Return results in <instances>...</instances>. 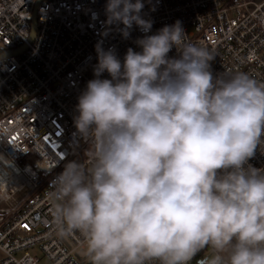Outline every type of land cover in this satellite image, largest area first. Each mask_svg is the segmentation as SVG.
Wrapping results in <instances>:
<instances>
[{
    "label": "clouds",
    "instance_id": "9594fccd",
    "mask_svg": "<svg viewBox=\"0 0 264 264\" xmlns=\"http://www.w3.org/2000/svg\"><path fill=\"white\" fill-rule=\"evenodd\" d=\"M144 7L106 0V25L145 35L123 61L96 45L73 118L90 166L71 160L50 182L53 223L83 235L90 264H189L205 248L208 264H264V168L249 163L264 145V83L214 74L179 20L149 35ZM0 163L4 183L13 162Z\"/></svg>",
    "mask_w": 264,
    "mask_h": 264
},
{
    "label": "built area",
    "instance_id": "2783aa9c",
    "mask_svg": "<svg viewBox=\"0 0 264 264\" xmlns=\"http://www.w3.org/2000/svg\"><path fill=\"white\" fill-rule=\"evenodd\" d=\"M36 2L0 0V51L27 44L16 55L0 56V159L13 162L12 179L3 183L4 190L0 185V201L10 202L0 208L1 263L40 264L45 257L50 264H90L83 235L53 223L50 182L71 160L90 166L91 146L79 138L73 118L78 96L94 78L97 43L114 48L123 61L129 47L141 51L135 41L145 33L133 25L124 38L115 25H106V0H41L29 42ZM230 2L144 0L142 15L153 22L149 35L181 21L188 40L215 56L214 74L243 72L264 83V0H235L244 10L253 3L241 11L243 19L228 9ZM177 55L175 48L169 53ZM102 78L110 77L105 72ZM249 163L264 168V145ZM36 248L41 254L32 253ZM210 256L197 264H208Z\"/></svg>",
    "mask_w": 264,
    "mask_h": 264
},
{
    "label": "rangeland",
    "instance_id": "374dc122",
    "mask_svg": "<svg viewBox=\"0 0 264 264\" xmlns=\"http://www.w3.org/2000/svg\"><path fill=\"white\" fill-rule=\"evenodd\" d=\"M260 1V0H259ZM253 3H249V2H247V9H243V8H240L237 4H236V2H235V0H231V2H230V4L228 5V9H232L233 11H237L238 13H239V17H241L242 19H243V14H242V12L241 11H243L244 13H246L247 12V10H248V7L249 6H251ZM252 16V15H251ZM238 17V18H239ZM253 17V19H255V18H258V16L257 15H254V16H252ZM251 35L253 34V33H250ZM261 34V36L262 37H264V34H262V33H260ZM247 46L248 47H252L253 46V44L251 45V44H247ZM4 206H10V202H5V201H0V208H3ZM32 253H36V254H41V251L39 250V249H34V250H32ZM208 253H206V255H207ZM204 255H205V253H204ZM203 254H201V255H199V256H197V258L191 263V264H197L200 260H201V257L202 256H204ZM3 257H4V255H3ZM2 257V258H3ZM40 264H50V261L47 259V258H45V257H43L42 258V260H41V262H40Z\"/></svg>",
    "mask_w": 264,
    "mask_h": 264
},
{
    "label": "water",
    "instance_id": "95a60500",
    "mask_svg": "<svg viewBox=\"0 0 264 264\" xmlns=\"http://www.w3.org/2000/svg\"><path fill=\"white\" fill-rule=\"evenodd\" d=\"M41 0H37L36 4H35V8H34V12H33V18H32V27H31V34L30 37L28 39L29 42H32L35 38L36 35V31H37V9H38V5L39 2ZM27 48V44H23L19 49L14 50V51H8V52H1L0 51V56H10V55H16L22 51H24Z\"/></svg>",
    "mask_w": 264,
    "mask_h": 264
},
{
    "label": "crops",
    "instance_id": "0c3cea01",
    "mask_svg": "<svg viewBox=\"0 0 264 264\" xmlns=\"http://www.w3.org/2000/svg\"><path fill=\"white\" fill-rule=\"evenodd\" d=\"M206 253H208V254L206 255ZM211 254H212V250L209 249L208 251L205 252V255L203 254L204 256H202L201 259H205L206 257L210 256ZM2 257H3V254L0 252V264H2L1 263ZM42 258L43 257H41V260H42Z\"/></svg>",
    "mask_w": 264,
    "mask_h": 264
},
{
    "label": "bare ground",
    "instance_id": "6f19581e",
    "mask_svg": "<svg viewBox=\"0 0 264 264\" xmlns=\"http://www.w3.org/2000/svg\"><path fill=\"white\" fill-rule=\"evenodd\" d=\"M0 185H1V188L4 190L5 186L3 185V183H1Z\"/></svg>",
    "mask_w": 264,
    "mask_h": 264
}]
</instances>
